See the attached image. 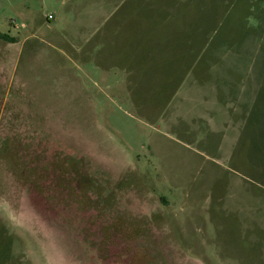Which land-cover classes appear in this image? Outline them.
Returning <instances> with one entry per match:
<instances>
[{
  "label": "rangeland",
  "instance_id": "374dc122",
  "mask_svg": "<svg viewBox=\"0 0 264 264\" xmlns=\"http://www.w3.org/2000/svg\"><path fill=\"white\" fill-rule=\"evenodd\" d=\"M22 2L0 0V264H264V0H128L98 59Z\"/></svg>",
  "mask_w": 264,
  "mask_h": 264
},
{
  "label": "crops",
  "instance_id": "0c3cea01",
  "mask_svg": "<svg viewBox=\"0 0 264 264\" xmlns=\"http://www.w3.org/2000/svg\"><path fill=\"white\" fill-rule=\"evenodd\" d=\"M131 2L128 0H23V5H40L45 7L55 6L58 7L55 17L51 15L50 19L56 20V32L61 37H67L66 30L77 27L76 33H72L71 36H79L82 39L81 50L83 56L86 54H95L97 59L100 58V54L103 53V48L99 47L100 43L104 42L105 38H115L120 34V28L130 23L131 20L127 17L128 8ZM135 4V2H134ZM111 6L107 10L104 8ZM124 6L121 14L116 15L115 7ZM102 7V13L101 9ZM117 16L112 21L113 16ZM110 21L113 23L110 24ZM72 23V24H69ZM104 27V29L102 28ZM103 29V30H102ZM131 36L126 32L123 37ZM103 38V39H102ZM87 50V53H86ZM216 90V85H215ZM214 101L231 102L230 99H220L218 94H214ZM207 100V99H205ZM224 104V103H223ZM225 107V105H224ZM234 110L232 106H228V110Z\"/></svg>",
  "mask_w": 264,
  "mask_h": 264
},
{
  "label": "trees",
  "instance_id": "16d2710c",
  "mask_svg": "<svg viewBox=\"0 0 264 264\" xmlns=\"http://www.w3.org/2000/svg\"><path fill=\"white\" fill-rule=\"evenodd\" d=\"M0 39L4 40L6 42H15V41H17V39L15 37L9 35L8 33H3V32H0Z\"/></svg>",
  "mask_w": 264,
  "mask_h": 264
},
{
  "label": "built area",
  "instance_id": "2783aa9c",
  "mask_svg": "<svg viewBox=\"0 0 264 264\" xmlns=\"http://www.w3.org/2000/svg\"><path fill=\"white\" fill-rule=\"evenodd\" d=\"M48 17H51V15H48Z\"/></svg>",
  "mask_w": 264,
  "mask_h": 264
}]
</instances>
